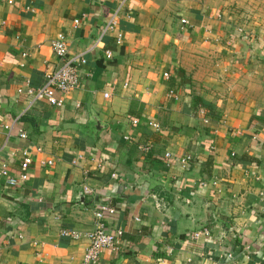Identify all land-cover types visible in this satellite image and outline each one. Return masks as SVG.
<instances>
[{"label": "crops", "instance_id": "0c3cea01", "mask_svg": "<svg viewBox=\"0 0 264 264\" xmlns=\"http://www.w3.org/2000/svg\"><path fill=\"white\" fill-rule=\"evenodd\" d=\"M114 7L0 0V264H84L87 239L60 232L93 229L103 203L124 239L98 264H264V0H130L121 44L102 33ZM61 33L80 86L31 101Z\"/></svg>", "mask_w": 264, "mask_h": 264}, {"label": "built area", "instance_id": "2783aa9c", "mask_svg": "<svg viewBox=\"0 0 264 264\" xmlns=\"http://www.w3.org/2000/svg\"><path fill=\"white\" fill-rule=\"evenodd\" d=\"M115 7L107 19L106 23L102 28V33L117 31L116 43L121 44L123 41V33L119 28V19L121 15L128 10V3L130 0H113ZM75 25L80 23V19H75ZM187 19L183 18L182 23H187ZM52 49L55 54L62 60V64L59 68L47 72L45 84L39 88H32L28 85L26 90L28 94L32 96L31 101L37 99H43L49 102L52 105L62 106L65 101V94L70 91L75 90L80 86V70L83 65L87 63V59L84 55H71L68 51V41L66 36L61 33L51 43ZM107 58L113 57V51L106 49L105 51ZM26 55V53H24ZM164 77L170 79L171 74L169 72H164ZM25 90L19 88L18 92L23 93ZM109 94L106 93V96ZM168 96L178 98V94L174 88H170L168 91ZM134 124L138 123L137 119L133 120ZM148 124L160 130L161 126L156 121H149ZM23 137H26V133L21 134ZM139 148L143 151H148L151 149L150 144H140ZM40 150V149H39ZM168 158H172L170 153H166ZM191 155H186L182 157L180 162L187 163L192 160ZM0 159H1V150H0ZM32 155L28 150H24V156L21 163V172L20 179L28 178L29 166L32 163ZM49 164H52V160L48 161ZM0 175L5 176L9 182H14V179L11 177L8 167L6 164H2L0 167ZM115 176V175H113ZM85 193H92L91 188L88 185L84 186ZM116 212L115 207L109 205L108 203L100 204L95 212V227L87 232H82L74 228H62L61 235L71 238L79 239L85 238L88 241L84 257V264H98L101 260L102 253L105 250L118 251L123 243L124 239V230L123 228L110 224L108 222V216ZM206 234H209L208 230H205ZM199 236V233L195 235Z\"/></svg>", "mask_w": 264, "mask_h": 264}, {"label": "trees", "instance_id": "16d2710c", "mask_svg": "<svg viewBox=\"0 0 264 264\" xmlns=\"http://www.w3.org/2000/svg\"><path fill=\"white\" fill-rule=\"evenodd\" d=\"M192 106L196 109L199 107L207 108L208 114L215 120L220 118V114L216 112L215 106L211 103H207L204 99L198 96L193 97Z\"/></svg>", "mask_w": 264, "mask_h": 264}, {"label": "water", "instance_id": "95a60500", "mask_svg": "<svg viewBox=\"0 0 264 264\" xmlns=\"http://www.w3.org/2000/svg\"><path fill=\"white\" fill-rule=\"evenodd\" d=\"M227 230V229H226Z\"/></svg>", "mask_w": 264, "mask_h": 264}]
</instances>
